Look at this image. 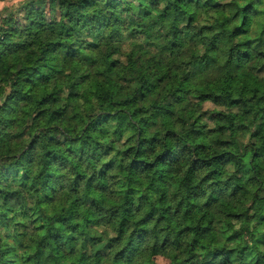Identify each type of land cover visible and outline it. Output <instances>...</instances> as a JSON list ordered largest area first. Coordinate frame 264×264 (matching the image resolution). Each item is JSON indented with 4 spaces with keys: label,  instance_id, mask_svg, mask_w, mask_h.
Segmentation results:
<instances>
[{
    "label": "trees",
    "instance_id": "obj_1",
    "mask_svg": "<svg viewBox=\"0 0 264 264\" xmlns=\"http://www.w3.org/2000/svg\"><path fill=\"white\" fill-rule=\"evenodd\" d=\"M158 255L264 264V0L0 10V264Z\"/></svg>",
    "mask_w": 264,
    "mask_h": 264
},
{
    "label": "rangeland",
    "instance_id": "obj_2",
    "mask_svg": "<svg viewBox=\"0 0 264 264\" xmlns=\"http://www.w3.org/2000/svg\"><path fill=\"white\" fill-rule=\"evenodd\" d=\"M20 0H0V10H9L10 6L16 5ZM117 67H121V63L117 65ZM154 264H167L168 259L163 256H155L153 260Z\"/></svg>",
    "mask_w": 264,
    "mask_h": 264
}]
</instances>
